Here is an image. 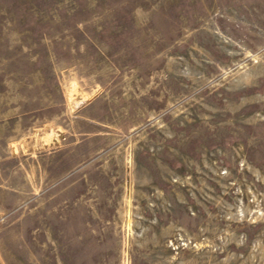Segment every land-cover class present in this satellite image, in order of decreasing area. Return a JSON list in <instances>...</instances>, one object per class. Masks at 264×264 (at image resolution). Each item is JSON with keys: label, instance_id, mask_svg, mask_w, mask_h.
<instances>
[{"label": "rangeland", "instance_id": "374dc122", "mask_svg": "<svg viewBox=\"0 0 264 264\" xmlns=\"http://www.w3.org/2000/svg\"><path fill=\"white\" fill-rule=\"evenodd\" d=\"M0 264H264V0H0Z\"/></svg>", "mask_w": 264, "mask_h": 264}]
</instances>
